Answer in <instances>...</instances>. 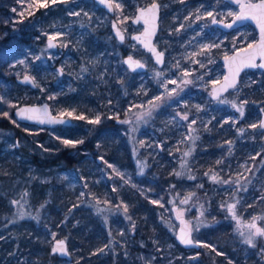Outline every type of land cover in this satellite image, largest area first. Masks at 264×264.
Listing matches in <instances>:
<instances>
[{
  "label": "rangeland",
  "instance_id": "obj_1",
  "mask_svg": "<svg viewBox=\"0 0 264 264\" xmlns=\"http://www.w3.org/2000/svg\"><path fill=\"white\" fill-rule=\"evenodd\" d=\"M156 1L162 4V34L159 45L167 53V62L163 68H159L144 56L145 61L149 63V70L135 79L138 84L131 91L130 97L127 87L132 77L123 71L117 43L107 28L116 20L123 29H129L136 10L140 6L153 3V0H145L143 4L138 0H118L122 11L116 10L113 16L105 10L102 11L95 0H69L68 4H57L54 7L50 5L47 8L37 7L35 0H16L11 6L7 21L10 22L13 31L20 23L26 22L32 23L37 33L34 47L26 51V57L14 59L10 66L17 79L29 74L40 84L37 90H31L17 81L22 86L20 89L15 86L17 93H22L19 99L29 98L32 99L31 103L49 101L56 105L57 114L63 110L76 109V114L82 113L87 118H92L96 114L102 116L105 111L113 117L119 114L118 109L123 107L127 95L129 100L124 107L122 120L132 119L134 123H119V131L124 136H130L133 156L131 166L113 163L115 168L125 174V179H130V183L126 184L107 167L104 156H99L98 161L88 156L87 162L80 169H65L58 166L48 170H37L30 164L29 155L23 151V143L19 142L20 153L14 158L17 160L18 172L0 169V240L10 245V250L6 248L0 252V264H45L41 259L45 255L43 248L46 244L52 246L53 241L57 239L58 230L51 225L53 217L47 212V203L51 200H45L41 196L38 202L35 201L39 193L31 194V188L37 184L40 190L46 182L54 183L60 193L68 190L71 194L68 202L72 206L69 208L71 211L69 216H66L68 219L74 220L75 216L78 219L82 214L94 219L91 223L89 221L91 226L89 233L97 235V242L92 245L90 262L146 264V261L155 257L151 264H228L229 260L232 264H264V257L258 254L257 249L242 243L243 237L236 231V222L220 207L222 202L230 200L231 193L225 192V188L229 186L214 184L204 175L209 169L216 171L223 169L220 175L228 179L230 176L234 177L238 171L244 172L251 180V184L248 185L247 192L241 191L237 194L241 198V204L237 205V215L243 223L250 221L253 215H264V199H261L264 195L262 164L264 139L260 136L259 128L248 127L252 123H258L264 113L261 111L264 109V74L261 71H256V74L247 72L237 86L238 95L236 90H233L225 96L229 100H236L237 103L249 101L244 105V118L236 124H233L232 120L239 117V113L230 105L217 103L208 93L218 84L214 82L220 83L225 76L223 56L255 43L258 33L250 24L226 33L212 24L207 17L197 21L193 16V19L185 20V17L192 15L198 7L201 13L213 11L217 20L221 18H224V21L231 20L232 17H225L224 14L228 11L239 12V6L225 0H184V3H180L179 0ZM13 8L16 9L15 12L12 11ZM69 9L80 11L81 15L70 16ZM21 12L23 15H20ZM84 12L89 14L90 20L84 16ZM181 24L184 27L177 32L176 29H179ZM58 31L64 33L56 40L61 46H58L57 50L48 49V38L44 33L54 34ZM62 42L68 43V47H63ZM214 43H219L220 47H214L204 55L195 57L204 63L203 67L186 57V53L200 51L201 44ZM49 55L52 59H47ZM111 55L115 58L112 59ZM36 56H40L41 60H35ZM208 58L211 62H208ZM21 59L25 60V64L19 63ZM177 60L180 61L182 68L191 71V75L186 78L191 79L193 83L183 86L184 91L179 94V100L184 101L187 107L184 103H178L177 97L169 100L165 95L164 100L156 102L160 107L153 112L152 117L147 118V124L143 122L136 124L133 113L146 111L149 100L164 94L163 88L153 78V71L160 69L166 72V76L175 78L180 72L175 67L170 68V65H175ZM61 67L64 73L58 75V69ZM168 87L171 89L176 86L170 84ZM41 88L44 90L41 91ZM50 95L54 98L49 99ZM141 104L145 107H132ZM20 105L17 103V107ZM196 105L203 110L198 112ZM129 108H132V111H128ZM177 112L189 113V120L193 117L197 119L193 127L198 129L196 134L200 136L196 141L195 151L190 157L184 158L188 161L185 169L180 167L181 158L191 142L179 143L188 134V129L187 122L180 120ZM225 120L229 123H223ZM84 125H88L86 120H75L73 129L65 126L51 129L50 141L42 144L45 149L51 146L53 148L54 145L57 147L64 139L63 133L73 134ZM205 126L208 130H205ZM133 127L137 129L135 132L132 131ZM84 129L88 132L91 128ZM239 129L244 130L243 135ZM13 134L11 130L0 129V149L5 152L17 149L15 140L12 139ZM229 140L233 142L230 156L227 151L229 145L226 143ZM41 148L42 146L39 149ZM257 153L259 156L255 160L250 159ZM220 159H223V163L216 165L215 162ZM138 161L145 164L143 175H139ZM244 164L252 167L251 173L240 167ZM178 171L184 174L177 177L174 173ZM189 174L196 179H188ZM85 183L88 185L86 188L83 187ZM199 184H203V187H197ZM113 187L116 191L112 190ZM32 190L34 192V189ZM24 192L28 195L22 198ZM81 192L85 193L83 197L80 196ZM190 192H195L196 195L189 204H180L179 201ZM62 199L66 203L65 196ZM96 199L101 201L98 207L106 209L104 213L97 212ZM12 200H18L24 205L21 209L25 213L24 219H19L16 215L19 205L13 206ZM105 200L109 203H103ZM132 200L137 204H144L146 214L138 217L131 212ZM153 200L158 203L153 204L151 202ZM121 201L129 206L128 215L132 217L131 221L125 219L124 214L115 208ZM171 201H175L176 208L184 210L183 216L187 221L195 223L198 218L207 221L208 226H201L198 232H193L194 238L200 243L214 246L222 253L221 255L205 247L198 250L180 247L176 236L179 225L175 214L178 213L173 210ZM201 204L205 209L204 217H200ZM35 216H38V219L31 218ZM26 222L36 224L43 232L36 256L20 255V251L14 252L15 244L11 243L17 240L13 233L22 231L24 233V229L27 228ZM133 222L134 231L131 227ZM257 224L264 226V220L257 221ZM120 232L124 235H119ZM105 244H110L112 251L93 255ZM261 244H264V240L258 238L257 246ZM157 248L161 251H157ZM76 251L79 253L81 250L78 248ZM162 253L166 257L160 260L159 256ZM61 264H80V260L62 261Z\"/></svg>",
  "mask_w": 264,
  "mask_h": 264
},
{
  "label": "snow or ice",
  "instance_id": "obj_2",
  "mask_svg": "<svg viewBox=\"0 0 264 264\" xmlns=\"http://www.w3.org/2000/svg\"><path fill=\"white\" fill-rule=\"evenodd\" d=\"M37 7H42V8H47L50 5L51 6H56L57 4H68L69 0H35ZM180 3H184V0H179ZM100 4H103L107 7L109 12H112L113 10H120L122 11V6L121 3L118 2V0H99ZM31 7V5H30ZM161 5L156 2V0H153V3L147 7V8H141L139 9V15L137 17H135V19L133 20L134 23H139L142 19L144 20L145 24L149 23V18H146V14H150V19L152 22V30L151 32L149 31L148 28H145L144 32L140 35V36H133L132 39L137 40L139 43L143 44V46L145 48L148 49V51H150L153 56L155 57V62L158 65L163 66L164 65V52L162 51H157L156 47L152 45L151 43V36H153L155 34V30L157 27L156 22L159 19V10H160ZM202 7V6H201ZM12 11H16L15 8L12 9ZM20 15H23V12L20 13ZM68 15L70 16H80L81 12L80 11H75V10H68ZM84 16L87 17L89 20L91 19V17L89 16V14L87 12H84ZM193 16H195V19L197 21L205 19V17L210 18L211 23L212 24H223L224 27L226 28H232L234 24H237V22H244L246 20H255L257 22V24L260 27V39L257 43L255 44H248L247 48L243 49L244 52L247 53V55L238 60L237 56H225V60L227 62L230 63V67H231V63H236L237 67L235 69V73L231 74V78L229 76H225L224 77V84L220 89H216L215 87L212 89V91H210L209 95L212 97L213 100H215L217 103L219 104H227L230 105L231 108L235 109L236 112L239 113V117L235 118L232 120L233 124H236L239 122V120L244 118L245 115V111H244V105L248 104L249 101L248 100H243L240 101L239 103H237L236 100H229L226 97H222V93L227 92L228 89H234L236 90V93L238 95L239 93V89H237V77L239 75V72L242 71L244 68H261L264 69V0H259V2H251V0H248L247 3H244L241 6V9L239 12H232V11H228L224 14L225 17H232V21L231 23H225L224 22V18H221L220 20L216 19V16L214 15L213 11H205L203 13H201L200 8L198 7L195 12L192 15H189L187 17H185V20H191L193 19ZM125 20H127V17L124 18ZM123 22V21H121ZM55 26V25H53ZM113 27L115 28L116 25L115 23L113 24ZM184 27L183 24L180 25L179 29H176V31H180V29H182ZM44 35L47 36L48 38V43H47V48L48 49H52V48H56L58 46L57 43H54V41L57 40L58 37H61L62 35H64V33L61 32H56L54 34H48L47 32L44 33ZM116 35L119 37L120 41L123 42L125 37L123 35V33L117 29L116 30ZM143 37H147V41H145V39H142ZM62 46L63 47H68V43H63L62 42ZM233 46L235 47V42H233ZM200 51H193V52H189L186 53V57L190 60H192L193 63H197L200 64L201 67L204 66V63L200 60H196L195 57L200 56V55H204L205 53L209 52L210 49L214 48V47H220L219 43H214V44H201L200 46ZM249 49H251L252 51L249 52ZM257 58H259V60L261 61V63H257ZM35 60H41L40 56H36L34 58ZM47 59H52V56L49 55L47 57ZM208 62H211L210 58H208ZM20 64H25V60L21 59L19 60ZM125 64L128 65V68L133 71L136 72L137 69H141L143 70L145 68L144 63H142L139 60H135L133 59L132 56H129L125 61ZM13 67H15V65H13ZM171 67H175L176 69L179 70L180 75L173 78L171 76H166V72L160 69H156L153 71V78L157 80V82L159 83L160 87L163 88L164 90V94L162 95H158L156 96L154 99L149 100L147 102V110L146 111H140V112H135L133 113L134 118H135V123L139 124L140 122H143L145 124H147L148 120L147 118H150L153 116V112L156 111L160 105L157 104V101H162L165 99V95L167 96V98L169 100L172 99V97H177L178 98V103H184V106L187 107V104L182 101L179 100V94L182 93L184 91V87L185 85H189L192 84L193 81L191 79H187L186 77L191 75V71L189 69H184L181 67L180 65V61L177 60L175 65H170ZM82 71H87V69H82ZM64 73V69L63 67H61L60 69H58L57 74L58 75H63ZM199 79H202V77H199ZM22 83H29L31 84L33 87H40V84L37 83L35 77L30 76V75H24L23 80L21 81ZM214 83H219V81H215ZM175 85V88H169V85ZM44 89L41 88V91H43ZM145 94H147L145 92ZM49 99H53V96H49ZM4 97L0 96V101H3ZM109 103H111V101H109ZM14 106V105H13ZM171 106V105H170ZM132 107L135 108H144L145 105L141 104V105H133ZM197 111H202L203 109L199 106L196 105L195 106ZM43 111L44 115L46 117H48V106L44 105L43 109H39V108H23V109H19L18 112L16 113L17 116H19L21 119H25V120H33L35 119L34 114L35 113H39ZM128 111H132V108H129ZM261 111H264V109H261ZM3 115L5 117L8 116L7 112H4ZM176 115L180 118V120L187 122V129H188V134H186L184 136V139H182L179 143L183 144L186 141H190L191 145L188 148V150L184 151L182 154V163L180 165L181 169H185L188 161L184 158L190 157L192 155V153L195 151V145H196V141H198L200 139V136L197 135L196 133L198 132V129L194 128L193 125H195L197 123V119L195 117H193L191 120H189V113L185 112V113H180L177 112ZM69 117L70 119L65 120L64 117ZM109 119H113L116 118L117 120H119V115L116 114L115 117L113 116H109ZM86 120L88 124L91 125H99L101 123V119L102 116L101 114H96L94 117L92 118H87L84 114H76V109H71V110H63L61 112L58 113L57 117H49L46 120H39V123H52V124H64L66 126L70 125L71 120ZM15 123V121H13ZM120 123H124V124H133L134 121L132 119H125L122 121H119ZM223 123H229L228 120H225ZM19 126V125H17ZM221 127H223V124H221ZM248 127H250L251 129H257L259 128L260 131V136L262 139H264V119L259 120L258 123H252L250 125H248ZM137 129L135 127L132 128V131L135 132ZM205 130H208L207 127L205 126ZM241 135H243L244 130L243 129H239L238 130ZM65 146L67 147H72L75 148L78 144H83L84 140L83 139H79V140H72V139H62L61 141ZM226 143L229 145L228 148V155H232V144L233 142L231 140L226 141ZM141 145L143 146V142L141 141ZM16 146L18 147L19 144L17 142ZM45 151H48V149H44ZM177 150H179V148H177ZM257 156H259V153H257L255 156H251L250 159L255 160L257 158ZM101 159H103V157H101ZM105 163L107 164V167L112 169V172L118 176L121 180L124 181V183H130V179H125V174L120 172L117 168L114 167L113 164L108 163L107 161H105ZM140 168V172L139 175H143L144 174V168H145V164L142 162H137ZM216 165H220L223 163V159L217 160ZM262 164H264V162H262ZM241 168H243L246 172L251 173L252 172V167L248 166L246 164L241 165ZM223 171V169H221L220 171H216L214 169H209L208 171H206L204 173L205 176L208 177V179L213 182L214 184H220L221 186H229L227 188H225V192H230L231 196H230V200H226L224 202H222L220 204V207L222 209H224L227 213L228 216H230V218L236 222V231L239 233V235L241 237H243L242 243L249 246L250 248L253 249H257V252L260 256L264 257V244H261L259 247L257 246L258 243V238H260L261 240H264V226H258L257 221L259 220H264V215H253L251 217V220L243 223L241 218L237 215V205L241 204V198L237 195L239 192L243 191V192H247L248 190V185L251 184V180H249L248 176L244 174V172L238 171L234 177H229L228 179L223 178L220 175V172ZM177 177H181L184 173L181 171L175 172L174 173ZM188 179L190 180H194L196 179L195 176L189 174L187 176ZM245 181H247V183H245ZM87 183H85L83 185V187H87ZM133 187H135V185H132ZM174 187V185H173ZM197 187L202 188L203 184H199L197 185ZM113 191H116V188L113 187L112 189ZM28 193L24 192L22 194V198L24 196H27ZM85 195L84 192L80 193V196L83 197ZM196 195L195 192H190L188 193L183 199H181L179 201L180 204L182 205H186L189 204V202L192 200V197H194ZM261 199H264V195L261 196ZM153 204H157L158 201L153 200L151 201ZM101 201L99 199H96V204L95 206L97 207V212L98 213H104L106 211V209L104 208H100L98 207L100 205ZM103 203L108 204L109 201L105 200L103 201ZM171 203H173V207L174 210L177 211L178 219H181V223L182 225H184L183 227L180 228L179 233L176 234L177 239L179 240V242L183 245L187 246H200V247H205V248H210V250L212 252H216L217 255H221L222 253L218 252L216 250V248L212 245H209L207 243H200L198 240H194L192 238V233L198 232L200 230L201 226H208L207 221L206 220H201V219H197V221L195 223H193L192 221H185L183 220V211L182 209H178L175 206V201H171ZM11 204L13 206L19 205V208H17L16 211V215L19 217V219H24L25 218V213L24 211H22L21 209H23L24 205L18 201V200H12ZM161 207H163V205H160ZM41 207H43V205H41ZM200 217H204L205 216V209H204V205L201 204L200 206ZM248 207H252V205H248ZM115 208L119 211H121L124 216L125 219L127 220H132V217L130 215H128L129 213V206L124 203L123 201L120 202V204L115 205ZM32 219H38V216L35 217H31ZM107 218L105 217V220ZM15 222V220H13V223ZM133 231L135 230V222L132 223L131 225ZM243 229H246L247 231H244ZM119 235L123 236L124 233L120 232L118 233ZM53 239H55V234H53ZM154 243H158V241H154ZM106 251H112V247L110 244H105L103 247L99 248L97 250V252H94L93 255H96L98 253H103ZM157 251H161L160 248H157ZM59 253L61 256H68V250L66 247V242L65 240H58L55 242V245L52 248V254H57ZM199 254H197L198 257ZM197 257H189V259H196ZM155 257H152L151 260H154ZM151 260L146 261V264H151ZM228 264H232V261L229 260Z\"/></svg>",
  "mask_w": 264,
  "mask_h": 264
},
{
  "label": "trees",
  "instance_id": "obj_3",
  "mask_svg": "<svg viewBox=\"0 0 264 264\" xmlns=\"http://www.w3.org/2000/svg\"><path fill=\"white\" fill-rule=\"evenodd\" d=\"M138 1L142 3L145 0ZM15 2L16 0H0V96L4 97L3 101H0V129H8L14 133L12 139L14 138L15 140V146L17 142L18 144L19 142L23 143L22 148L23 151L29 155L31 159L30 164L34 165V167L40 171L53 169L58 166L65 169H80L85 165V162H87L86 158H88V156L96 158L97 161L99 156H104L108 163L131 166L133 148L130 144V136L122 135L119 131V125L116 119L105 117L104 115L106 112L102 115L101 123L97 126H93L88 132H86L87 130L84 128H79L76 132H73V134L63 133L64 139H83V144H78L75 148H72L65 146L61 142L57 147L56 145H54L53 148L52 146L51 148L47 147L48 151L44 150L45 146L42 143L50 141L49 131L51 129H41L35 125L21 123L16 120L14 110L17 107V103L21 105L31 103L32 99H19L22 93H17L15 86L19 89L22 86L17 83V77L11 72L10 66L14 59L26 57V51L34 47L37 33L34 31V25L26 22L20 23L13 31L10 22L7 21V15ZM94 4L96 5V3ZM100 9L102 11L104 10L101 7ZM5 33H7V35H5ZM53 107L55 111H57L55 104H53ZM4 112L8 113L7 117L3 115ZM13 121H15V123ZM65 127L73 129L74 126ZM41 146L42 148L40 150L39 148ZM19 153L18 147L17 149L15 148L14 151L9 152L0 149V169L3 171L18 172L19 167L17 166V160L14 158L16 154ZM51 184V182L44 183L43 188L40 190L38 189V185L35 184L31 188V194H35V192L39 193L35 198L37 202L41 199V196L45 200H51L47 203V212L53 217L51 225L58 230L57 239H66L69 243L73 259L68 262L80 260V264H87L90 262L89 260H91L89 254L92 245L97 242V235L94 236L89 233L91 232L89 221L91 223L94 219L84 214L80 215L78 219L76 216L74 220L68 219L66 216L71 212L69 208L72 206L70 202H68L71 194L68 190H66L65 193H60L55 187V184ZM32 189H34V192ZM64 196L66 198V203H64V199H62ZM131 203L132 206H130V210L131 212L133 211L136 216L141 217L143 214H146L147 210L144 209V204H137L133 202V200ZM26 223L28 225H25L27 228L24 229V233L23 231L22 233H13V236H15L17 240H13L11 243L15 244L14 252L17 253L20 251V255L30 254L31 256H36L40 248L39 245L43 237V232L36 224L34 225L32 222ZM29 232L32 233L30 234ZM52 246L51 244H46L45 248H43L45 255L41 257V259L45 264H61L62 261H67L52 254ZM6 248L10 250V245L0 240V252ZM78 248L81 250L79 253L76 251ZM92 257L94 256L92 255ZM165 257L163 253L159 256L160 260ZM92 263L93 261L89 264ZM93 264H100V262Z\"/></svg>",
  "mask_w": 264,
  "mask_h": 264
},
{
  "label": "water",
  "instance_id": "obj_4",
  "mask_svg": "<svg viewBox=\"0 0 264 264\" xmlns=\"http://www.w3.org/2000/svg\"><path fill=\"white\" fill-rule=\"evenodd\" d=\"M95 1H96V3H98V5H99L101 8H103L104 10H106L107 13H109V14L112 15V16L115 15L116 10H113L112 12H109L108 9H107V7H106L105 5L99 3V0H95ZM225 1H228V2H230V3H233V4L237 5V6H239V11H240V9H241V6H242L244 3H247V2H248V0H225ZM251 2H253V3H255V2H259V0H257V1H253V0H251ZM158 3H159V2H158ZM159 4H160V3H159ZM150 5H151V4H149V5L145 6V7H140L139 9H141V8H147V7H149ZM139 9L137 10V14H136L135 17H137V16L139 15ZM160 16H161V7H160V10H159V19H158V21L156 22L157 27H156V30H155V34H154L153 36H151V43H152L153 46L156 47L157 51H159V49H158V47L155 45V38H156V35L158 34L159 29H160ZM135 17L133 18V20L135 19ZM146 18H149V23H148V24H145L143 19H142L139 23H142V25L144 26V30H145V28H148L149 31L151 32L153 25H152V22H151V19H150V14H146ZM224 22H225V21H224ZM114 23H115V25H116L115 28L113 27V24H114ZM133 23H134V22H133ZM225 23H231V21H230V22H225ZM134 24H138V23H134ZM247 24H251V25H253V26L255 27V29H256V31H257V33H258V40H257V42H258L259 39H260V27H259V25L257 24V22H256L255 20H246V21H244V22H242V23H241V22H237V24H234L232 28H226V27L223 26V24H220V23H217V24H214V25L219 26V27H221L222 29H224V30H226V31H231V30H234V29L240 28V27H242V26H245V25H247ZM112 29H113V31L115 32V34H116V30H117V29H119V30L123 33L122 29L120 28V26H119V24H118V22H117L116 20H114V21L112 22ZM144 30H143V32H144ZM143 32H142V33H143ZM142 33H141V34H142ZM141 34H139V35H137V36H140ZM117 37H118V36H117ZM118 38H119V37H118ZM142 39H145V41H147L148 38L142 36ZM119 40H120V39H119ZM257 42H256V43H257ZM54 43H56V41H54ZM254 44H255V43H254ZM142 46H143V44H142ZM143 47H144V46H143ZM56 48H57V47H56ZM144 48H145V47H144ZM245 48H247V47H245ZM245 48H243V49H245ZM145 49L148 51L147 48H145ZM243 49H239V50L235 51V52H234L232 55H230V56H237V57H238V60L244 58V57L247 55V53L244 52ZM251 51H252V50L249 49V52H251ZM148 52H150V51H148ZM150 53H151V52H150ZM154 58H155V57H154ZM164 60H165V58H164ZM222 62H223V64H224L225 76H229V77L231 78V74L235 73V69H236V67H237V64H236V63H231V67H230V63L227 62V61L225 60V57L222 59ZM256 62H257V63H261V61L259 60V58H257V61H256ZM159 66H161V65H159ZM144 69H145V68H144ZM144 69H143V70H144ZM256 69H258V68H244L242 71H240V72H239V75H238V77H237V81H238L237 86H238V84H239V82H240V79H241L242 74H243L245 71L256 70ZM260 69H261V68H260ZM137 70H139V71H143V70H141V69H137ZM261 70H264V69H261ZM26 75H29V74H26ZM30 76H31V75H30ZM225 76H224V77H225ZM23 77H24V76H23ZM23 77H20V78L17 79L18 83L22 84V85L25 86V87H26V86H30V87H32V88H36V87H33V86H32L31 84H29V83H22L21 81L23 80ZM223 84H224V78H223V80H222L218 85H216L215 88H216V89H220V88L223 86ZM231 90H233V89H231V88L228 89L227 92L222 93V96L226 95V94H227L228 92H230ZM44 105H47V106H48V117H46V116L44 115L43 111H41V112H39V113H35V114H34L35 119H33V120H25V119H21V118H20L19 116H17V114H16V113L18 112L19 109H23V108H39V109L42 110L43 107H44ZM14 116H15V118H16V120H17L18 122L25 123V124H29V125H36V126H38L39 128H42V129H45V128L53 129V128L57 127L58 125H60V124L39 123V122H38L39 120H46V119H48L49 117H57V116H58V115L54 114V112H53V110H52V107H51V105H50L48 102H44V103H41V104H38V103H35V104H22V105L18 106L17 108H15V110H14ZM64 119H65V120H68V119H70V118L65 116ZM263 119H264V116H263ZM72 122H73V120H71L70 125L72 124ZM173 210H174V209H173ZM174 211H175V210H174ZM177 216H178V214H175V219H176V221H177V223H178V225H179V227H178V233H179L180 228L183 227L184 225H182V223H181V219H178ZM182 218H183V220L187 221V219H186L184 216H183ZM192 238L195 240L193 233H192ZM62 239H63V238H61V239H56V240L53 242V246L55 245V242H56V241H58V240H62ZM63 240H65V242H66V247H67V250H68L69 255H68V256H61L59 253H57V254H55V255H57L58 257H60V258H62V259H65V260H67V261H72L73 256H72V253H71V250H70L69 243H68V241H67L66 239H63ZM177 242H178V244H179L182 248L187 249V250H190V249L198 250V249H200V246H187V247H186L185 245L181 244V243L179 242L178 239H177ZM53 246H52V248H53Z\"/></svg>",
  "mask_w": 264,
  "mask_h": 264
},
{
  "label": "flooded vegetation",
  "instance_id": "obj_5",
  "mask_svg": "<svg viewBox=\"0 0 264 264\" xmlns=\"http://www.w3.org/2000/svg\"><path fill=\"white\" fill-rule=\"evenodd\" d=\"M156 2H159V1H156ZM228 2V1H227ZM160 3V2H159ZM150 4H152V3H150ZM149 5V4H148ZM160 5H161V16H162V4L160 3ZM147 6V5H146ZM140 7H145V6H140ZM139 7V8H140ZM138 8V9H139ZM103 9V8H102ZM137 9V10H138ZM137 10H136V12H135V14H134V16H133V18L136 16V14H137ZM106 11V10H105ZM109 14V13H108ZM110 15V14H109ZM161 16H160V29H159V32H158V34L156 35V38H155V45L158 47V49H159V51H162V52H164V58H165V60H164V65L163 66H159L158 64H156V62H155V58H154V56H153V54L152 53H150V52H148L143 46H142V44L141 43H139L137 40H134V39H132V37L133 36H137V35H139V34H141L142 32H143V30H144V26L142 25V23H138V24H134L133 23V18L131 19V24H132V26L129 28V29H123L120 25V28L122 29V31H123V35H124V37H125V39H124V41L123 42H121L120 40H119V38L117 37V35L115 34V32L113 31V29H112V24H111V27L108 29L107 28V31L109 32V33H112L113 34V36H114V42H116L117 43V46H118V57H119V59H121L122 60V67H123V71H125L126 72V74L127 75H129V76H131L132 78L130 79V82L128 83V87H127V91L129 92V97H130V93H131V91L133 90V89H135L136 88V86H137V84H138V81L137 80H135L136 78H139V77H141V75H144V74H146L147 72H148V70H149V63L147 62V61H145V59L143 58L144 56H145V58H148V59H150L151 60V62H153L155 65H157L159 68H163L164 66H165V64H166V62H167V53L164 51V48L163 47H161L160 45H159V39H160V36H161V31H162V29H161ZM114 21V20H113ZM112 21V22H113ZM230 21H232V19L231 20H229V21H225V22H230ZM119 24V23H118ZM248 25V24H247ZM251 25V24H250ZM216 26V25H215ZM246 26V25H245ZM253 26V25H252ZM219 27V26H218ZM242 27H244V26H242ZM242 27H240V28H242ZM220 29H222L221 27H219ZM240 28H237V29H234V30H231V31H226V30H224V29H222L223 31H225L226 33H229V32H234V31H236V30H238V29H240ZM258 40V39H257ZM48 41V40H47ZM257 42V41H256ZM255 42V43H256ZM57 43V42H56ZM254 44V43H253ZM247 47V46H246ZM59 47H57V48H53L54 50H57ZM243 48H245V47H243ZM243 48H239V49H243ZM239 49H237V50H239ZM140 50V51H139ZM237 50H235V51H237ZM234 51V52H235ZM233 52V53H234ZM233 53H231L230 55H232ZM230 55H227V56H230ZM129 56H132L133 57V59H135V60H139V61H141L142 63H144V65H145V69L143 70V71H139V70H137L136 72H133V71H131L129 68H128V65L127 64H125L124 63V61L129 57ZM225 56H223V58H224ZM111 58L112 59H114L115 58V56L114 55H111ZM222 58V59H223ZM47 68H49V67H47ZM256 71H261V72H263V74H264V70H261L260 68H258V69H256V70H249V71H245L243 74H242V76H241V79H242V77H243V75L244 74H246L247 72H251V73H255ZM256 74V73H255ZM241 79H240V82H241ZM223 80V79H222ZM66 81H68V78L66 79ZM137 81V82H136ZM240 82H239V84H240ZM219 84V83H218ZM217 84V85H218ZM238 84V85H239ZM27 87H29L31 90H37L38 89V87H36V88H32V87H30V86H27ZM216 87V86H215ZM104 90H106V89H104ZM234 90V89H233ZM233 90H231L230 92H228L226 95H224V96H222V97H225V96H227L229 93H231ZM208 93H210V91L208 92ZM129 97H127V95H126V97L124 98V103H123V107L121 108H119L118 109V115H119V120H117L116 118V122L118 123V125H119V121H121L122 120V118H123V114H124V107L125 106H127L126 104H128V100H129ZM44 102H48L50 105H51V107H52V110H53V112H54V114H56V115H58L57 114V111H55V109H54V107H53V104L51 103V102H49V101H43V102H40V103H38V104H41V103H44ZM26 104H35V103H26ZM106 112V111H105ZM105 117H109V113L108 112H106V115H104ZM122 116V117H121ZM263 116H264V113H262V116H261V119H263ZM115 117V116H114ZM73 120V122H72V124L71 125H68V126H72V125H74V123H75V120L74 119H72ZM36 126V125H35ZM59 126H66V125H64V124H60V125H58L57 127H59ZM93 126H97V125H91V124H88V125H84L83 127H81V128H85V127H89V128H93ZM38 127V126H37ZM56 128V127H55ZM42 129V128H41ZM54 129V128H53Z\"/></svg>",
  "mask_w": 264,
  "mask_h": 264
}]
</instances>
